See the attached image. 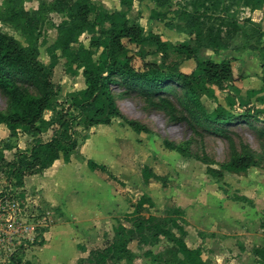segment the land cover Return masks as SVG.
Here are the masks:
<instances>
[{
  "label": "rangeland",
  "instance_id": "rangeland-1",
  "mask_svg": "<svg viewBox=\"0 0 264 264\" xmlns=\"http://www.w3.org/2000/svg\"><path fill=\"white\" fill-rule=\"evenodd\" d=\"M4 1L0 0V9ZM43 1L50 4L54 0H26L25 6L28 10H37ZM92 1L101 3L105 12L120 8L119 0ZM200 2L210 7V13H222L241 24L252 18L241 0H168L163 7L158 6L157 0H135L128 19L131 25L141 26L146 35L153 33L163 42L180 44L189 40V36L181 31L183 23L176 12L193 11ZM253 18L264 30V8ZM64 19V15L52 13L46 15L39 27V60L45 65H50L47 48L57 41L58 26ZM212 22L207 20L208 24ZM0 29L27 46L25 36L13 25L0 22ZM248 33L249 37H238L233 47L243 52H258L246 48L257 40L251 36L252 31ZM80 43L90 48L89 36L82 34ZM125 44L130 48L128 58L138 70L160 61L157 55L151 54L154 51L151 44ZM210 55V51H201L199 59H210ZM220 55L218 62L231 52ZM95 60H99L97 54ZM232 62L234 76L227 91L211 86L200 90L208 112L213 113L220 105L240 116L248 102L256 112H264L262 95L255 94L249 88L252 85L247 84L249 77H256L258 67L242 58ZM195 66L194 60L186 61L177 71L190 74ZM52 82L59 89L58 100L65 108L70 106L73 94L86 88L83 70L77 75L67 73L63 59L53 70ZM176 84H169L171 88H164L156 97L133 91L126 93L125 89L111 85L121 116L111 117L108 124L103 122L89 128L79 124V143L70 162L59 160L43 175L27 178L25 205L0 201V210H3L0 212V264H80L81 260H90L92 251L108 246V241L115 237V228L130 227L126 217L133 210L131 205L144 195L154 201V207L143 210L145 217L155 215L164 220L174 208L184 211L189 221L185 225L187 244L193 245L189 237L194 232L203 242L210 243L208 250H204L207 264L230 263L231 257L235 258L233 248L241 242H247L250 250L257 244L264 246V230L260 227L264 220V124L240 120L223 130L220 125L210 127L204 121L198 123L191 116L181 91L178 89L174 94L172 87ZM8 110L9 100L0 89V111ZM72 112L78 114L76 110ZM44 117L53 123L51 111H46ZM102 119L107 120L108 116ZM129 121L139 123L146 130H135ZM54 127L40 138L48 140ZM9 140V130L6 125H0V146L2 141ZM165 140L188 142L195 157L167 149ZM31 142V136L21 133L12 143L25 150ZM15 151L6 152L8 160L13 159ZM241 155L250 156L255 166L243 173L221 171L223 162ZM90 160L105 165L106 169L91 171ZM146 167L155 178H144ZM212 170H220L222 175H213ZM4 186V178L0 177V191ZM240 196L251 199L253 205L234 200ZM173 231L181 236L177 230ZM243 236L247 239H242ZM150 240L156 242H143ZM219 244L224 247L221 249L225 255L230 252L227 261L211 255L218 252L215 250ZM129 246L137 256L135 264H180L173 254L175 246L164 237L154 240L147 233L145 238H135Z\"/></svg>",
  "mask_w": 264,
  "mask_h": 264
},
{
  "label": "trees",
  "instance_id": "trees-1",
  "mask_svg": "<svg viewBox=\"0 0 264 264\" xmlns=\"http://www.w3.org/2000/svg\"><path fill=\"white\" fill-rule=\"evenodd\" d=\"M241 1L252 11L264 8V0ZM25 2L5 0L0 9V22L13 25L25 36L27 43V46H23L15 37L0 29V89L9 100V110L0 111V125H6L10 139L2 141L0 146V177L4 178L5 184L0 191L1 202L25 205L27 178L43 175L59 160L70 162L79 143V124L84 123L85 128H89L103 122L108 124L111 117L121 116L111 89L113 84L125 89L126 93L133 91L156 97L164 88L170 87L169 84L177 82L172 87L174 94L179 92L178 89L181 91L191 116L198 123L204 121L210 127L220 125L223 130L240 120L264 124V112H256L251 102L243 106L244 111L239 113L240 116H235L220 105L213 113L208 112L200 97V90L207 86L227 91L234 76L232 59L201 61L199 53L203 49L214 53L238 49L233 47L235 40L243 35L249 37L248 31H252L251 36L257 40L246 48L258 51L264 61V30L260 23L251 18L241 24L237 19L229 20L222 13H210V7L200 2L193 11L183 9L176 12L183 23L181 31L188 34L189 40L168 44L158 35H146L141 26L130 24L128 15L135 0H119L120 8L110 12H105L101 3L92 0H54L50 4L43 1L39 9L33 11L26 8ZM157 4L163 7L168 0H157ZM52 13L62 14L65 19L58 26L57 41L47 48L50 65H45L39 60V27L45 22L46 15ZM207 20L214 22L208 24ZM82 34L89 36L90 48L80 43ZM126 42L142 46L151 44L154 48L151 54L157 55L160 61L148 63L147 69L138 70L128 58L130 48ZM96 54L99 60H95ZM61 59L67 73L77 75L83 70L86 85L85 89L72 95L68 108L58 100L59 89L52 82L53 70ZM190 60L196 63L194 70L190 74H179L177 68ZM253 92L262 95L261 100L264 101V86ZM72 110L78 111V114L75 115ZM46 111L54 114L53 123L45 119ZM106 115L108 119H102ZM128 124L137 131L146 130L137 122L129 121ZM53 126L52 136L42 140L40 135ZM21 133L32 138L28 149L21 150L16 143H12L18 140ZM164 143L169 150L195 157L188 142L165 140ZM14 150L13 159L8 160L6 152ZM88 166L91 171L106 169L105 165L93 160L88 162ZM253 166L255 161L247 155L231 158L220 165L221 171L230 173L247 172ZM221 171L212 170L211 174L221 176ZM143 176L146 180L155 178L148 167L144 169ZM234 200L253 205V201L245 196ZM131 206L133 210L126 217L130 227L120 225L115 228V237L108 241V246L92 251L90 260H81L80 264H108L110 261L119 263L124 260L128 264H135L137 256L129 245L137 237L145 238L147 233L154 240L164 237L173 244L175 260L180 264H207L203 249H191L186 243L185 225L189 221L183 210L172 209L164 220L155 215L145 217V207H154V201L146 195ZM260 227L264 229V220ZM173 230H177L181 236ZM150 241L143 242H156ZM253 254L257 264H264V246L255 247Z\"/></svg>",
  "mask_w": 264,
  "mask_h": 264
},
{
  "label": "crops",
  "instance_id": "crops-1",
  "mask_svg": "<svg viewBox=\"0 0 264 264\" xmlns=\"http://www.w3.org/2000/svg\"><path fill=\"white\" fill-rule=\"evenodd\" d=\"M261 10H263V8L256 9L254 11L250 10L251 11V15H252V18L251 19L254 22H256V19L253 18V15H255L258 12H261ZM263 45H264V42H263ZM205 50L210 51L212 53V55H210V57H211L210 59H212L214 61H217V62H218L217 57L222 56L220 54H224V52H231V55H228L223 60H228V59L234 60V59H240V58H242L243 60H246L247 59V62L248 63H251V65H255L256 67H258V69L256 70V77L255 78H253V77H249L248 78L247 77L248 78L247 79V84H251L252 85L249 88L251 90H260L264 86V83H263V78H264V61L262 60L259 52H251V51H249V52H245L244 51L243 52V51H241L239 49H235V50L234 49H230V51L229 50H227V51L222 50V51H219L218 53H214L213 51L208 50V49H203L202 51L205 52ZM250 53L252 54V57L251 58H250ZM232 64H233V62H232ZM234 69L235 68H234V65H233V71H234ZM238 234L241 235V233H238ZM189 238H191V243L190 244L191 245L193 244V245L192 246H189L188 244L187 245L191 249L202 248L203 251H204V250H208V248L210 247V243L209 242H203L204 240H201L200 238H198L196 236V233L195 232H194L193 236L190 235ZM242 239H247V237L245 238L243 236ZM186 243H187V241H186ZM259 245L260 244H257V247ZM144 246H145V244H141V247H144ZM129 248H130V250L133 253H135V251H133L130 246H129ZM221 248H224V247H222V245L219 244L218 245V249L215 250V251H218V252H216V254H211V255H212V257H214V259H215V256H218V258L223 257L225 259V261H227L226 256H230V252H227V255H225V251L223 249H221ZM254 248L255 247L252 246V249L250 250L249 249V245H248L247 242L246 243H242L241 242L239 246L233 248L235 250L234 251L235 258L232 259V257H231V261L228 264H257L256 257L253 254ZM223 258H221V259H223ZM109 263L110 262H108V264ZM124 263L128 264L125 260L122 261V262H119V263H115V264H124ZM110 264H114V263L112 262ZM220 264H222V263H220Z\"/></svg>",
  "mask_w": 264,
  "mask_h": 264
}]
</instances>
